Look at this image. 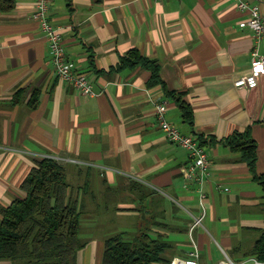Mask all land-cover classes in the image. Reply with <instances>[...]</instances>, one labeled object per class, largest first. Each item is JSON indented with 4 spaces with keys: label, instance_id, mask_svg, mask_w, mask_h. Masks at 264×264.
Masks as SVG:
<instances>
[{
    "label": "crops",
    "instance_id": "obj_1",
    "mask_svg": "<svg viewBox=\"0 0 264 264\" xmlns=\"http://www.w3.org/2000/svg\"><path fill=\"white\" fill-rule=\"evenodd\" d=\"M246 1L264 14V0ZM34 8L33 0H15L11 11L0 12V207L24 195L20 183L37 160L53 157L69 173V188L78 189L69 192L76 199L84 195L89 203L121 188L128 198L117 213L161 218L168 232L184 233L172 256L185 255L197 194L185 179L186 151L157 124L154 102L164 100L166 118L204 141L208 216L215 219L226 205L230 226L213 229L235 253L229 257H246L264 229L263 192L225 139L249 129L256 171L264 174V75L253 88L233 84L251 61L252 30L238 26L247 12L235 0H49L48 18L61 27L67 57L92 84L95 94L87 96L56 76ZM257 44L264 53V37ZM131 48L158 63L162 84L141 66L116 70ZM162 85L190 106L192 123ZM243 229L257 233L247 250ZM192 233L202 249L206 235ZM105 237L84 240L75 264H101Z\"/></svg>",
    "mask_w": 264,
    "mask_h": 264
},
{
    "label": "trees",
    "instance_id": "obj_2",
    "mask_svg": "<svg viewBox=\"0 0 264 264\" xmlns=\"http://www.w3.org/2000/svg\"><path fill=\"white\" fill-rule=\"evenodd\" d=\"M14 4L15 0H0V12L11 11ZM136 66L150 71L151 82L161 83L158 63L136 48L120 56L116 70ZM162 86L164 93L175 99L183 119L192 123L190 106L174 91ZM199 142L202 145L204 141L199 139ZM225 143L239 154L252 180L261 186L264 198V174L256 171V142L249 129L231 133ZM68 187L62 164L53 157L37 160L20 183L24 195L0 207V260L10 264H75L76 252L85 243L79 238L77 199L68 193ZM169 230L161 218L143 214L137 231L129 238L126 231L105 237L101 264H169L179 242L165 238ZM170 249L173 252L168 253ZM246 256L264 262V229Z\"/></svg>",
    "mask_w": 264,
    "mask_h": 264
},
{
    "label": "built area",
    "instance_id": "obj_3",
    "mask_svg": "<svg viewBox=\"0 0 264 264\" xmlns=\"http://www.w3.org/2000/svg\"><path fill=\"white\" fill-rule=\"evenodd\" d=\"M33 1L35 8L32 17L36 20L46 40L50 53V62L56 76L70 83L79 93L87 96L94 95L95 92L87 75L76 70L74 62L66 55L61 27L52 24L48 18L49 0ZM235 3L238 9L247 12V15L238 21V26L252 30L254 45L251 50V61L247 73L236 78L233 84L236 87L253 88L257 85L259 77L264 75V53L259 51L257 44L264 37V14L260 12L258 5L250 4L246 0H235ZM154 108L157 124L164 137L170 142L181 146L187 153L188 162L185 179L187 183L193 186L197 194L198 205L201 208L199 215L190 214V221L187 224L189 249L183 256H172L169 264H199V248L197 241L192 237V232L195 228L201 226L204 215V200L207 197L204 183L210 175L208 153L197 137L192 134L182 133L175 124L166 118V101H155ZM215 187L220 190H228L227 187L219 183ZM213 264H264V262L255 256H246L242 259L234 260L223 253V257Z\"/></svg>",
    "mask_w": 264,
    "mask_h": 264
},
{
    "label": "rangeland",
    "instance_id": "obj_4",
    "mask_svg": "<svg viewBox=\"0 0 264 264\" xmlns=\"http://www.w3.org/2000/svg\"><path fill=\"white\" fill-rule=\"evenodd\" d=\"M68 180H69V173H67ZM74 188L68 187V193L72 192L75 194L76 190ZM104 190V189H103ZM110 191L107 196H103L101 198H96L95 200L89 201L86 203L84 200V195L81 198H77V208L80 211V230H79V238L81 241L87 240L89 236H96V239L99 238L100 235L109 236L121 231L128 232V238L137 231L138 224L140 222V216L137 214H119L115 210L118 202L121 200H127V196L123 195L122 197L120 194L122 193L121 188H110L107 189ZM120 196V197H119ZM208 198V194L206 199L204 200V215L202 219V224L200 227L194 229V232L197 230H201L206 235V242L204 243V247L201 249L199 248V256H201V250L203 255V260L205 264H212L214 261H218L220 257H222L223 253L227 254L228 256L235 254L230 249L225 247L214 231L213 228L222 230L226 229L230 226L229 220L226 218V205L222 204L219 205V210H217L215 219H211L212 217L208 216L209 209H207L206 201ZM197 205H198V198L196 197ZM137 202V201H136ZM140 205L139 208L144 207L145 203H137L135 206ZM93 209V210H92ZM91 215L89 213L91 212ZM201 212V208L198 205V212L197 213H190L192 215H199ZM188 214V215H189ZM221 214V215H218ZM226 216V217H225ZM215 225H211V224ZM241 237V248L242 250H247L251 246L252 240L256 237L257 233L254 231L243 229L239 231ZM192 237L194 238L192 233ZM168 240H177L183 241L184 240V233L181 232H168L165 236ZM196 241V239L194 238ZM190 244V243H189ZM198 244V241H197ZM178 245V246H176ZM174 246L181 248V244H176ZM173 252L171 249L168 250V253ZM233 256V255H232Z\"/></svg>",
    "mask_w": 264,
    "mask_h": 264
}]
</instances>
